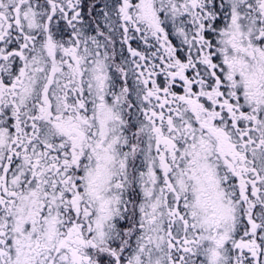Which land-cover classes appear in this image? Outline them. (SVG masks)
I'll return each instance as SVG.
<instances>
[{
  "label": "snow or ice",
  "instance_id": "obj_1",
  "mask_svg": "<svg viewBox=\"0 0 264 264\" xmlns=\"http://www.w3.org/2000/svg\"><path fill=\"white\" fill-rule=\"evenodd\" d=\"M0 264H264V0H0Z\"/></svg>",
  "mask_w": 264,
  "mask_h": 264
}]
</instances>
